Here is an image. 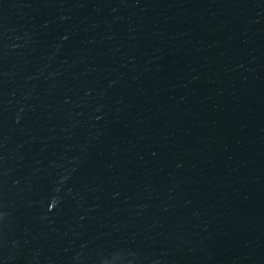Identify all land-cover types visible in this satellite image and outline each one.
<instances>
[{
  "label": "water",
  "instance_id": "1",
  "mask_svg": "<svg viewBox=\"0 0 264 264\" xmlns=\"http://www.w3.org/2000/svg\"><path fill=\"white\" fill-rule=\"evenodd\" d=\"M0 264H264V0H112L0 200Z\"/></svg>",
  "mask_w": 264,
  "mask_h": 264
}]
</instances>
